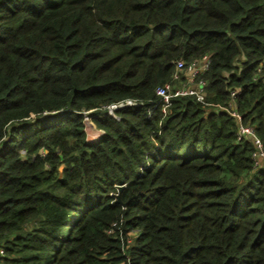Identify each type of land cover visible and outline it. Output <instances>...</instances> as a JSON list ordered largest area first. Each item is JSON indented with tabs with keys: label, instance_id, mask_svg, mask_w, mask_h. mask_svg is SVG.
<instances>
[{
	"label": "trees",
	"instance_id": "16d2710c",
	"mask_svg": "<svg viewBox=\"0 0 264 264\" xmlns=\"http://www.w3.org/2000/svg\"><path fill=\"white\" fill-rule=\"evenodd\" d=\"M205 57V101L238 88L264 154V0H0L3 264H264L253 141L156 94Z\"/></svg>",
	"mask_w": 264,
	"mask_h": 264
},
{
	"label": "built area",
	"instance_id": "2783aa9c",
	"mask_svg": "<svg viewBox=\"0 0 264 264\" xmlns=\"http://www.w3.org/2000/svg\"><path fill=\"white\" fill-rule=\"evenodd\" d=\"M208 66V59L205 57L202 61L192 62L189 64L184 63L182 60L176 62V71L173 74V83L167 82L163 85L156 87V94L160 98V107L163 113L167 112V108L171 103V99L176 96L194 95L197 100L205 102L210 108L223 110L234 117L237 123L236 135L240 138H249L255 145V151L252 156L255 158V164H259L260 160L264 162V154L262 151V144L260 139L255 134L254 128L250 124H243L241 122V115L235 108L236 97L240 90L238 88H232L230 90V102L228 106H223L215 103H207L205 101L204 84L201 79L197 80L196 75L203 71ZM264 69V63L261 64ZM183 73V77L181 76ZM264 80V72L262 74ZM140 103L133 99H124L116 103L105 106L107 112L114 116V111L128 106H136ZM83 120L85 124H91L87 114L83 113ZM92 125V124H91ZM87 130V128H86ZM98 136H92L87 133L86 140L89 142L97 140ZM4 256V249L0 246V264H3L1 257Z\"/></svg>",
	"mask_w": 264,
	"mask_h": 264
},
{
	"label": "rangeland",
	"instance_id": "374dc122",
	"mask_svg": "<svg viewBox=\"0 0 264 264\" xmlns=\"http://www.w3.org/2000/svg\"><path fill=\"white\" fill-rule=\"evenodd\" d=\"M91 124H86V128H87V131L88 132H90V133L93 132L94 133L95 132V129H97V128L95 127V125L93 123H91Z\"/></svg>",
	"mask_w": 264,
	"mask_h": 264
},
{
	"label": "crops",
	"instance_id": "0c3cea01",
	"mask_svg": "<svg viewBox=\"0 0 264 264\" xmlns=\"http://www.w3.org/2000/svg\"><path fill=\"white\" fill-rule=\"evenodd\" d=\"M87 131V130H86ZM87 133L89 134V135H92V136H99L100 135V133H101V130L100 129H95V132L93 133H90V132H88L87 131Z\"/></svg>",
	"mask_w": 264,
	"mask_h": 264
},
{
	"label": "water",
	"instance_id": "95a60500",
	"mask_svg": "<svg viewBox=\"0 0 264 264\" xmlns=\"http://www.w3.org/2000/svg\"><path fill=\"white\" fill-rule=\"evenodd\" d=\"M122 186H120V188H121ZM117 198H119V196L117 195Z\"/></svg>",
	"mask_w": 264,
	"mask_h": 264
}]
</instances>
